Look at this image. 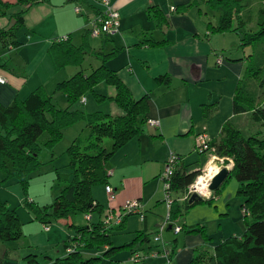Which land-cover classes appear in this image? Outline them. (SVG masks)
<instances>
[{
  "label": "trees",
  "instance_id": "obj_1",
  "mask_svg": "<svg viewBox=\"0 0 264 264\" xmlns=\"http://www.w3.org/2000/svg\"><path fill=\"white\" fill-rule=\"evenodd\" d=\"M19 1L25 4L26 8L16 13L0 12V17L6 16L15 21L12 27L0 30L1 45L13 50L19 49L22 45L15 40V34L23 27V14L27 8L47 0ZM200 2V7L204 8V16L214 20V24L210 20L206 23L208 35L233 30L240 34L242 47H255V44L264 39V0H200ZM2 5L0 3V10L3 8ZM248 8H252L251 11L255 14V25L258 29L253 35L245 32L244 21L240 18ZM199 10L202 12L200 8ZM74 13L80 15L83 11ZM153 14L154 17H160L157 9ZM88 23L83 31L81 44H73L71 37L66 35L53 39L47 50L54 72L67 67L79 69L86 56L94 57L100 62V65L89 74L77 70L71 77L56 85L53 94L60 93L65 97L67 103L65 108L57 107L52 101V94H47L40 87L24 99L16 97L9 105L0 103V188L10 181L17 183L23 193L22 204L33 219L45 227L51 221L67 220L76 212H84L85 216L90 217L91 212L99 215L96 223H92L91 217L90 220H86L89 222L87 226L69 225L74 231L71 241L79 244L78 250L55 261L48 259L44 263L29 255L25 264H99L101 257L96 256L97 254L90 253L88 257L83 255L88 251H97L102 246L109 247L113 232L120 230L125 220L130 217L125 216L119 226L107 227L101 221L104 209L92 197L91 189L96 185H108L105 164L118 149L143 131L148 109L147 97L133 99L115 73L107 68V61L113 58L119 49H112L109 53L93 51L89 43L91 37ZM261 52L263 54L257 52L260 59L256 66L251 61L253 54L246 58L248 65L236 84L232 98L233 114L245 115L252 122V129L245 134L235 123L228 120L223 124L219 138L209 140L207 149L202 152L210 153L219 159L227 157L232 161L233 166L227 179L218 189L211 191L208 199H201L189 205V199L184 200L183 197L201 172L185 173L178 157L177 165L167 182L169 197L171 198L172 194L181 196L179 199L181 203L177 199H172L170 204L168 211V222L172 223L170 229L190 208L201 203L212 205L229 180H234L238 185L236 194L241 197L244 232L241 236L221 239L212 251L197 252L189 264H264V49ZM244 76L257 81L261 86V95L259 94L256 99L250 91L239 87ZM158 80L164 81L163 78ZM100 84L114 86L115 94L108 97V100L123 111L122 115L114 116L102 111L87 113L76 107L88 94L93 95L96 100L102 98L95 91ZM80 122L84 123L83 129L65 150L67 164L64 172H55L56 182L53 189L56 194L50 206L51 212L48 213L27 198L28 179L45 163L39 159L42 149L49 151L51 157V150L63 139L64 130ZM179 227L180 232H185L186 235H200L205 243L210 241L205 226ZM20 237V223L16 210L0 200V241H16ZM148 240L149 234L146 231H138L130 243L110 247L104 255L122 248H130L133 254ZM69 242L70 239L64 244L65 248L69 246ZM174 252L171 251L172 258Z\"/></svg>",
  "mask_w": 264,
  "mask_h": 264
},
{
  "label": "crops",
  "instance_id": "obj_2",
  "mask_svg": "<svg viewBox=\"0 0 264 264\" xmlns=\"http://www.w3.org/2000/svg\"><path fill=\"white\" fill-rule=\"evenodd\" d=\"M99 1L47 0L27 8L23 14V27L15 34V40L22 44L20 48L13 50L3 47L0 43V77L5 80L4 84H0L1 104L9 105L16 97L24 99L39 87L45 89L47 94H52L53 101L56 85L69 78L65 70L72 67L54 72L47 55L53 39L44 43L36 35L42 34L41 28L47 26L50 37L69 35L73 44H81L88 21L100 9ZM109 1L120 16L118 31L103 39L89 38L90 46L94 52L102 53L119 49V52L107 61L106 66L115 73L133 99L147 97L148 109L146 124L141 134L118 149L105 164L108 173L107 184L115 192L116 198L112 204L114 209L127 201L135 200L140 201L143 211L145 200L146 204L156 201V205L158 202L166 205L164 193L162 200L158 197L163 184L160 174L170 154L174 153L179 157L180 165L187 174L194 171L202 173L206 170L212 154L194 151L195 137L203 133L210 140L218 139L226 121L235 123V119L243 115L233 114L232 98L236 84L246 67L244 61L227 62L223 52L213 45L200 0ZM75 6H80L83 13L75 14ZM171 7H174L175 11L170 12ZM154 8L158 10L159 18L154 17ZM14 22L7 17H0V30L12 27ZM24 35L28 38L27 41L24 40ZM217 55L223 57L221 65L216 64ZM42 63L44 70L41 69ZM37 71L40 72L39 75H36ZM159 78L164 81H159ZM225 81H231L234 86L229 98L230 103L223 106L219 94L214 90H217L218 82ZM108 86H111V89H107L105 94L96 92L102 98H94L95 103L91 105L89 113L102 111L101 106L107 103V111L102 112L114 116L123 114L115 103L108 100V97L115 94L114 86ZM84 99V103L80 100L81 104L88 103L86 96ZM149 119L158 121L159 126L155 128L147 124ZM71 128L64 130L63 137ZM82 129L81 126L71 134V141ZM48 154L50 156V153ZM231 186H235L237 191L238 185L235 181ZM4 187L13 189L22 202V190L20 191L17 183L10 181ZM151 188H154L153 193L150 192ZM208 198L209 196L202 199ZM171 199H177L179 202L181 196L172 194ZM0 200L10 207L7 201L2 200L1 195ZM218 200L217 197L213 202ZM166 209L168 215L167 205ZM155 210L156 206L153 211ZM215 213L211 205L201 203L187 210L176 225H202L207 230L208 225L217 221ZM224 215L226 214L222 211L220 216ZM141 220V231L144 230L148 234V219L144 213ZM161 224H158L157 228ZM47 228L48 230H45L44 225L37 223L34 236H30V241L24 240L17 251L16 244L13 243L16 241H8L7 245L3 243L0 246V264H25L29 255L42 262L39 260L41 254H37V251L46 249L50 244V229L48 226ZM181 233L173 232L175 236ZM163 244L170 251L175 250V246ZM208 244L199 235H185L183 248L178 254L174 252L172 264H189L197 252L213 250L214 246L209 247ZM108 248L104 247L106 250ZM156 260L165 264L161 257Z\"/></svg>",
  "mask_w": 264,
  "mask_h": 264
},
{
  "label": "rangeland",
  "instance_id": "obj_3",
  "mask_svg": "<svg viewBox=\"0 0 264 264\" xmlns=\"http://www.w3.org/2000/svg\"><path fill=\"white\" fill-rule=\"evenodd\" d=\"M0 3L3 4L2 5L3 8H1L0 12H3L5 14L16 13L19 10L26 8V5L21 4L19 0H0ZM249 9L250 8L245 10L243 15H240V18H242L244 21L245 32L253 35L258 32V29L255 25V14H253V11H251L252 8L250 10ZM209 20L214 24V20L211 19H207L206 23ZM41 33L42 34L40 35H36V37L44 43H46L48 40L51 41L52 39L64 37L62 35L59 36L54 35L53 37H50L49 35L50 30L47 29V26L41 28ZM24 38H25L24 40L26 41L28 40L26 35H24ZM240 40H241L240 34L234 32L233 30L212 35L213 45L216 47L217 50L223 52L224 58L226 56L227 62L244 61L246 67L248 65L246 58L249 55L253 54V56L251 57V61L254 62L256 66L257 62H259L260 59L258 57L259 53L257 54V52L263 54V52L261 51L264 49V39H261V42L255 44L254 45L255 47H251V46L242 47L240 46L241 44ZM233 46H236V48H233ZM99 65L100 62L97 61L94 57L86 56L84 63L79 69H75L72 67L66 69L65 72H67L68 77L74 74L77 70H81L84 74L87 75L92 70L97 68ZM41 67H42L41 69H43V63L41 64ZM39 74L40 72L37 71L36 75ZM233 86L234 85L231 81L218 82L217 90L213 89L217 94H219L220 96L219 99H221L222 102L221 105L224 106V104L228 105V103H230L229 98L231 91L233 90ZM239 87L247 89V91H250L254 99H256L258 95L262 92L261 86L258 85L257 81L250 80L245 76L242 78ZM107 89H111V86H108L106 84H100L95 88V91L97 93L100 92L102 94H105ZM53 98H54L53 103L57 107L65 108L67 106L66 100L65 99L63 100L62 94L56 93L55 95H53ZM86 99L88 103L86 104L78 103L76 107H78V109H81L89 113L90 112L89 109L91 105L95 103L94 97L93 95L88 94L86 95ZM101 109L102 111L106 112L107 103H104L101 106ZM235 124L245 134L252 129V125H251L252 122L245 115L238 116L235 119ZM81 126L84 127V123H79L73 126L70 130H68L69 132H66V134H64V137L61 140V142L51 150V154H52L51 157H48L49 156L48 153H50L49 151L42 149L39 159L41 161H44L45 163L38 172L32 174L28 179L27 182L28 186L26 190L27 198L33 200L38 207H40L41 209H45L48 213L51 212L50 206L52 205L56 194L53 189V186L56 182L55 172H64L65 166L67 164V157L65 155V150L72 143L71 134ZM205 171L202 172L199 176L205 174ZM197 178L195 179L193 184H195ZM233 181L234 180H229L226 183L225 187L222 190V193L218 196L219 200L215 203L213 202L211 205L212 209L216 212L215 215L217 217V221L212 225H208L209 229L207 228V231L209 230L207 234L210 237V241L208 242L209 247L215 246L220 242L221 239L228 238L230 236H241L245 230L244 215L242 212V208L240 207L241 197L236 194L237 192L235 186L234 187L231 186ZM150 192L153 193L154 188H151ZM163 193L164 191L162 184V188L160 189V197H158V199L161 200L163 199ZM0 195L2 200L7 201L10 207L16 210V214L19 219L21 237L17 239L16 242H13L16 244L15 250L17 251L20 249V245H22L24 240L30 241V236H34L35 234L34 227L38 222L34 224L36 221L33 219L31 213L22 204L21 199H19V195L16 196L13 189L8 190L5 187H1ZM91 195L93 198H95V200L99 202V205L103 207L107 206V197L104 192V187L102 185H96L92 187ZM199 196L201 198L205 197L203 195H199ZM132 201L135 200H130L129 202ZM154 202L153 204L152 203L146 204V200H145L144 209L143 211L141 210V214L130 215V217L124 223L122 228L120 230L113 232L110 238L111 245H109V248L120 247L123 246L124 244L130 243L136 237L137 232L141 231L143 228L141 227V221H142L141 215L142 213H144V215H146L148 219L147 226L149 230L148 232L149 240L141 244V246L138 248L139 252L155 253L161 249V247L153 240V238L157 235L156 231H158L157 229L159 228V227L157 228V225L160 223H162L161 225L164 226L163 233L161 234L162 243L171 244L175 246L174 251L177 254L179 251L182 250L183 239L186 235L185 232H182L179 236H175L172 230L168 229V226H171L172 223L166 221V217H167L166 205L163 202H158V205H156L157 202L156 201ZM139 204L141 206L140 201ZM154 206H156L157 209L155 211H153ZM222 211L226 215L220 216ZM90 215L92 217V223H96L99 215L96 212H91ZM88 224L89 222L86 221L84 212H76L67 220H62L59 222L51 221L49 224H47L46 226H48L50 229V233H48V238H50L49 240L50 244L46 249H40L37 251V254H41L40 258L38 257L39 260L42 261L40 263H44L43 261H48V258H51L52 260L55 261L56 259L66 257L68 253L78 250V248L80 247L79 244L77 242L71 241L74 236V231L69 225H73L74 227H84L87 226ZM192 235L194 236V234ZM69 239H70L69 246L65 248L64 244ZM3 243L7 245V243L9 242L1 241L0 246L3 245ZM105 250L106 249H104V247L102 246L99 249H97L98 252L95 250L88 252L82 251V252L83 253L86 252V254L83 255L84 257L90 256L91 255L90 253L95 255L97 254L96 256L101 257L99 264H134L130 260L131 257L130 248L116 249L106 256L104 255ZM45 256H47L48 258H46ZM145 264H164V262L161 260L149 259L146 261Z\"/></svg>",
  "mask_w": 264,
  "mask_h": 264
},
{
  "label": "built area",
  "instance_id": "obj_4",
  "mask_svg": "<svg viewBox=\"0 0 264 264\" xmlns=\"http://www.w3.org/2000/svg\"><path fill=\"white\" fill-rule=\"evenodd\" d=\"M99 12L90 19L88 23V31L89 36L93 39H103L106 37H109L110 35H113L117 33L118 28L120 26V16L119 13L114 10L111 7L109 0H100L99 1ZM74 11L76 13H81L82 9L77 6L75 7ZM175 11L174 7L170 8V12ZM223 61L222 55L216 56V64L221 65ZM5 80L0 77V84H4ZM85 102V99H82V103ZM147 124H149L152 127H158L159 123L156 120L149 119L147 121ZM209 137L206 134H198L195 137V145H194V151L197 153H202L207 149V143L209 142ZM177 159L178 156L174 153L170 154L168 157L163 171L160 174V180H163V190H164V196H165V202L169 209L170 204L172 202V199L169 197V184L167 183L169 178L172 176L175 166L177 165ZM193 185V184H192ZM192 185L189 186L187 194L183 197L184 200L189 199L191 194L196 193L200 195L198 192H196L194 189H192ZM104 192L107 197V207L104 209L101 221L107 226V227H113V226H119L124 217L127 215L132 214H141L142 207L140 206L138 201H132V202H126L124 203L119 209H114L112 207V204L115 201V192L114 189L110 185L104 186ZM90 216L86 215L85 219L90 220ZM166 221H168V215L166 217ZM164 226L161 225L158 228L157 235L153 238L154 242L159 244L161 249L157 252L152 253H141L139 251L131 254L130 260L134 264H144L149 259H157L158 257H161L165 260V264H172V257H171V251L162 243L161 233L163 232ZM45 230H48L47 227H45ZM171 230L174 232V234H178L181 231V228L177 225H174Z\"/></svg>",
  "mask_w": 264,
  "mask_h": 264
},
{
  "label": "clouds",
  "instance_id": "obj_5",
  "mask_svg": "<svg viewBox=\"0 0 264 264\" xmlns=\"http://www.w3.org/2000/svg\"><path fill=\"white\" fill-rule=\"evenodd\" d=\"M218 157L212 156L211 159L209 160L208 164L206 165V171L205 174L199 176L191 187L194 189L196 192H198L200 195H203L205 197H208L211 195V192L208 191L209 184L211 180L214 178L216 174H218L221 171V167H218L214 165L212 162L217 160ZM227 159V157H225ZM222 164V161H221ZM233 164L230 163L228 167H232Z\"/></svg>",
  "mask_w": 264,
  "mask_h": 264
},
{
  "label": "water",
  "instance_id": "obj_6",
  "mask_svg": "<svg viewBox=\"0 0 264 264\" xmlns=\"http://www.w3.org/2000/svg\"><path fill=\"white\" fill-rule=\"evenodd\" d=\"M222 161V164H221ZM232 163L231 160L229 159H217L214 161V164L218 167H221V171L216 174L214 176V178L211 180L210 184H209V191H214L216 189H218L222 183L227 179L232 167H228V165ZM202 198L197 195L196 193L191 194V196L189 197L188 200V204L192 205L195 202L200 201ZM168 229H170V226L168 227Z\"/></svg>",
  "mask_w": 264,
  "mask_h": 264
},
{
  "label": "bare ground",
  "instance_id": "obj_7",
  "mask_svg": "<svg viewBox=\"0 0 264 264\" xmlns=\"http://www.w3.org/2000/svg\"><path fill=\"white\" fill-rule=\"evenodd\" d=\"M213 163V162H212ZM214 164V163H213Z\"/></svg>",
  "mask_w": 264,
  "mask_h": 264
}]
</instances>
